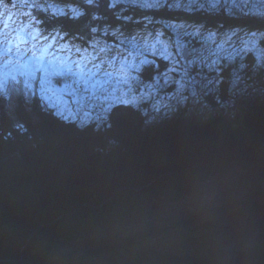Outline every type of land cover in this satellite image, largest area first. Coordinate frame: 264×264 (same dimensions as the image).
<instances>
[{"label": "trees", "instance_id": "obj_1", "mask_svg": "<svg viewBox=\"0 0 264 264\" xmlns=\"http://www.w3.org/2000/svg\"><path fill=\"white\" fill-rule=\"evenodd\" d=\"M38 1L51 6L35 9L39 31L56 30L63 40L86 47L103 26L132 32L147 16L200 25L210 32L232 26L264 29V17L234 15L223 8L154 9L116 0ZM71 5L79 12L58 9ZM180 39L187 52L201 51L208 43L192 34ZM220 60L212 69L202 64L197 69L219 82V98L204 97L216 110L206 120L183 119L189 110L184 105L172 116L148 121L146 104L113 100L106 112L83 123L77 117L65 119L45 101L39 82L50 77L19 74L5 80L7 88L0 94V264H51L53 256L77 239L95 228L118 224L149 199L182 196L189 190L190 178L209 169L220 173L264 169L260 82L264 59L257 60L255 51L247 50ZM169 63L156 56L138 72L139 80L154 81ZM257 91L261 98L255 97ZM238 201L243 203L242 198ZM153 236L152 230H143L125 237L111 255L135 246L128 264H241L243 259L264 264L258 246L238 251L236 257L179 254L151 247ZM89 252L92 259L103 253Z\"/></svg>", "mask_w": 264, "mask_h": 264}, {"label": "rangeland", "instance_id": "obj_2", "mask_svg": "<svg viewBox=\"0 0 264 264\" xmlns=\"http://www.w3.org/2000/svg\"><path fill=\"white\" fill-rule=\"evenodd\" d=\"M116 1L154 9L167 5L171 9L186 10L217 11L223 8L234 15L264 17V0ZM148 4L153 6H146ZM49 6L38 0H10L0 7V41L7 42L0 44V79L14 71L13 66L18 65L15 63L17 57L20 63L23 58L30 60L29 64L23 65L35 69L27 70L26 74L35 78L40 76L39 79L46 75L50 77L39 82L45 101H50L63 117H77L83 123L106 112L113 100L128 101L137 106L146 104L143 108L150 117L148 121L172 116L184 105L189 110L183 119L186 116L206 120L216 110L205 102L204 97L211 94L217 100L220 88L217 79L204 72L198 73L199 64L212 69L218 66L222 56L230 58L247 50H254L257 57L264 54V29L232 26L210 32L200 25L152 16L140 20L142 26L132 32L103 26L100 34L95 33L86 47L77 41L63 40V35L56 30L39 31L35 9H49ZM58 9L79 12L75 5ZM133 21L138 22L137 19ZM186 34L207 40L206 47L187 52L188 46L180 39ZM9 43L11 51L6 50ZM183 51H186L184 56ZM158 55L168 56L169 68L152 82L140 81L138 72L145 62H154ZM38 56L42 60H38ZM263 59L264 55H261L259 60ZM257 62L261 64V61ZM135 66H139V71ZM81 69H84L83 73ZM89 71L94 75L90 76ZM122 71L127 75H122ZM64 76H68V80ZM260 82L264 84V76ZM172 83H177L173 89L170 88ZM258 93L255 97L261 98ZM94 105L95 110L89 113ZM190 180L189 190L182 196L149 199L141 210L128 214L118 224L95 228L92 233L77 239L53 256L51 264H128L135 246L119 248L120 253L115 256L111 255L115 250L113 247L117 248L125 237L136 236L143 230L155 233L149 241L151 247H162L171 253L236 257L238 251L258 246L262 248L263 257L264 169L247 172L235 168L225 173L209 169ZM241 198L242 204L238 201ZM211 221L218 223L211 225ZM89 250L103 253L92 259ZM240 263L250 262L243 259Z\"/></svg>", "mask_w": 264, "mask_h": 264}, {"label": "snow or ice", "instance_id": "obj_3", "mask_svg": "<svg viewBox=\"0 0 264 264\" xmlns=\"http://www.w3.org/2000/svg\"><path fill=\"white\" fill-rule=\"evenodd\" d=\"M8 2H10V0H0V7H3V6H4L6 3H8ZM153 3H155V0H153ZM146 6L151 7V6H153V5H152V4H148V5H146ZM0 35H2V32H0ZM2 43H7V42H6V41H0V44H2ZM8 51H11L10 48L8 49ZM261 55H264V54H261ZM261 55H259V56L257 57V60H259V58H260ZM164 59L167 60V59H168V56H164ZM146 63H147V62H145V64H146ZM213 63H216V62L213 61ZM135 68H136L137 71H139V66H135ZM172 70H173V69H170V71H172ZM80 71H81V73H83V72H84V69H81ZM89 75H90V76H91V75H94V73H91V72L89 71ZM122 75H125V76H126L127 73L122 71ZM12 79L14 80L15 77H12ZM6 88H7V83H6V81L3 80V79H0V94L4 93V91L6 90ZM125 103H128V101H125ZM65 119H67V117H65Z\"/></svg>", "mask_w": 264, "mask_h": 264}, {"label": "bare ground", "instance_id": "obj_4", "mask_svg": "<svg viewBox=\"0 0 264 264\" xmlns=\"http://www.w3.org/2000/svg\"><path fill=\"white\" fill-rule=\"evenodd\" d=\"M38 31V30H37ZM25 64H29V60H26ZM29 68H27L25 65L22 66V74H25L26 71L28 70ZM35 68L33 69H30L31 71L34 70Z\"/></svg>", "mask_w": 264, "mask_h": 264}, {"label": "water", "instance_id": "obj_5", "mask_svg": "<svg viewBox=\"0 0 264 264\" xmlns=\"http://www.w3.org/2000/svg\"><path fill=\"white\" fill-rule=\"evenodd\" d=\"M184 55H186V51H184Z\"/></svg>", "mask_w": 264, "mask_h": 264}]
</instances>
